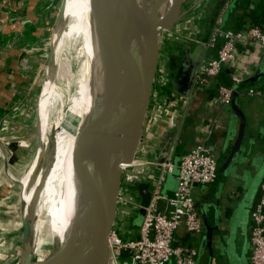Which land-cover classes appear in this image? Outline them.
Instances as JSON below:
<instances>
[{
	"label": "crops",
	"instance_id": "crops-1",
	"mask_svg": "<svg viewBox=\"0 0 264 264\" xmlns=\"http://www.w3.org/2000/svg\"><path fill=\"white\" fill-rule=\"evenodd\" d=\"M57 1L0 0V242L10 236L4 232L10 228L5 222L7 214L12 211V200L17 196L15 184L7 171L18 162L15 154L18 143L9 141L7 133L14 118L19 119L20 124L25 122L26 94L18 90H23V85L28 82L26 73L33 69L30 67L31 58H34L32 52L35 49L40 52L41 40ZM231 1L221 7V0H184L180 21L195 19L198 29L190 35L194 42L202 31L200 27L205 23L204 18L215 16V9H219L216 20H227ZM252 1L256 3L258 0ZM208 36L202 43L208 40ZM221 43L219 39L214 47L205 49L200 65L216 57ZM167 50L163 55L159 52L143 140L133 164L127 167L132 179L120 189L114 229L125 241H131L129 226L139 208V185H148L151 193L152 184L161 172L160 163L165 159L174 168L165 176L160 193L171 196L180 158L196 144H202L216 161L217 176L213 183L194 185L191 191L202 230L192 235L180 227L175 232L174 245L195 248L196 264H242L244 261L250 264L251 208L247 212L240 208L252 180L264 169V98L249 94L250 90L264 92L261 47L244 37L237 44L236 61L203 85L194 80L188 95L174 92L173 88L176 84L179 91L186 90L188 80L186 82L179 69L181 65L186 68L189 59L183 62V51L176 56L174 50L172 53ZM233 78L240 81L234 83ZM217 87L234 88L230 104L220 103ZM14 105L18 107L11 108ZM157 205L161 212L167 211L164 201H158ZM13 226L18 227V223L14 222ZM21 226V243H26L23 223ZM228 243L235 248L232 250ZM3 247L0 246V251ZM168 264H175L174 260Z\"/></svg>",
	"mask_w": 264,
	"mask_h": 264
},
{
	"label": "water",
	"instance_id": "water-1",
	"mask_svg": "<svg viewBox=\"0 0 264 264\" xmlns=\"http://www.w3.org/2000/svg\"><path fill=\"white\" fill-rule=\"evenodd\" d=\"M90 1L94 35L102 58L105 60L108 49H116L121 43V35L126 33H131L130 36L135 38L137 49L134 53L129 48H123L133 64L129 75L120 76L118 69L108 82L103 86L99 84L95 90L93 109L80 134L81 157L76 188L80 223L75 226V231L60 256L64 264H117L109 244V236L116 220L123 168L133 164L143 140L142 133L160 52L161 31L171 30L180 21L184 0H173L167 15H163V8L168 0ZM227 1L221 0L220 6H224ZM64 4L65 0H62L58 18L63 12ZM218 10L215 9L214 13H218ZM60 23L63 26L65 19H61ZM67 43L70 44L69 41ZM205 49L204 43L200 41L192 49L183 48V62L187 59L189 61L186 68L181 65L179 73L188 83L183 91H179L175 84L174 92L188 95ZM97 79L100 81L99 76ZM164 163L165 159L160 164ZM263 176L264 169H261L252 180L240 210L247 212L250 209ZM138 193L140 201L132 222L133 228L140 227L143 208L150 200L148 185H139ZM23 225V235L27 241L30 231L24 219ZM52 234L51 232V236ZM50 244L52 250L45 256L42 264H55L53 236ZM228 244L232 250L235 248L233 244ZM18 264H33L32 255L26 254Z\"/></svg>",
	"mask_w": 264,
	"mask_h": 264
},
{
	"label": "bare ground",
	"instance_id": "bare-ground-1",
	"mask_svg": "<svg viewBox=\"0 0 264 264\" xmlns=\"http://www.w3.org/2000/svg\"><path fill=\"white\" fill-rule=\"evenodd\" d=\"M172 5L173 0H168L163 8V15L168 14ZM62 15L63 18H68L69 23L59 37L61 40L70 39L73 46L75 74L70 82L73 83L74 91L67 100H64V92L61 91L51 103L50 93L45 87L38 122L47 121V133L38 126L39 150L23 177L18 180L22 188L21 201L24 206V218H21L31 233L26 241L25 253L30 254L33 245L39 239L37 236L43 225L40 215L45 212L49 220L50 234L53 233L55 264H64L60 255L75 231V226H79L80 223L76 206L81 157L80 134L93 109L95 90L99 84L103 86L108 82L118 69L121 72L120 76L129 75L133 64L123 48H129L134 53L137 49L135 38L130 36L131 33H126L121 35V43L116 49H108L105 60L102 58L91 21L93 15L90 0H66ZM60 19L61 15L57 21ZM61 40L53 49V62L60 58ZM98 76L100 81L97 79ZM59 111H62V114ZM54 112L57 118L55 123H52L51 115ZM68 115L72 116V123L71 121L65 123ZM50 127H53L52 139Z\"/></svg>",
	"mask_w": 264,
	"mask_h": 264
},
{
	"label": "built area",
	"instance_id": "built-area-1",
	"mask_svg": "<svg viewBox=\"0 0 264 264\" xmlns=\"http://www.w3.org/2000/svg\"><path fill=\"white\" fill-rule=\"evenodd\" d=\"M221 24L220 19L215 21L210 36L204 43L205 48L208 49L214 47L219 39L222 40L216 57L199 66L195 78L196 84L203 85L208 79L216 78L225 67L235 62L237 44L246 36L259 44L261 58L264 59V31L262 29L251 27L246 33L233 32L223 29ZM239 81L238 78H233L234 83ZM233 93V87H219L220 103L230 104ZM249 94L264 98L262 91L250 90ZM173 168L170 162L161 165V172L152 184L150 200L143 208V219L138 228L136 240L125 241L113 227L109 236V244L117 264L120 251L130 252L129 262L122 264H168L171 259L175 264H196V249L174 245V235L180 227L192 235L201 231L202 221L191 191L194 185H207L215 181L217 164L204 145L196 144L180 158L175 189L171 196L166 197L160 193V189L165 176L171 173ZM160 200L165 202L166 212L158 209L157 204ZM249 243L250 264H264V180L259 184L258 200L250 212Z\"/></svg>",
	"mask_w": 264,
	"mask_h": 264
},
{
	"label": "rangeland",
	"instance_id": "rangeland-1",
	"mask_svg": "<svg viewBox=\"0 0 264 264\" xmlns=\"http://www.w3.org/2000/svg\"><path fill=\"white\" fill-rule=\"evenodd\" d=\"M61 1L62 0H58L56 3H54L55 9L51 13L48 27L45 28V35H43L44 39L41 40L40 52L37 51L36 49L33 50L32 52L34 58H31L32 64H30V67H32L33 69L32 71L30 69L26 73V75L28 76L27 77L28 82L26 85H23L22 88L23 90H21V88L18 90L21 92H25L26 94L25 101L27 107L24 111V116H23L25 122L23 124H20L19 119L17 120V118H14L13 119L15 120L14 124L12 123H11L12 125L10 124L9 126L10 129L7 133L9 134V141L18 143V147L15 152V154L17 155L18 162L14 167L8 168L7 171L8 177L15 184L14 185L16 187L15 193H17V196H15L12 200V206L10 208L12 209V211L7 214L9 216H7V222L5 223L9 225L10 228L4 229V232L10 236L5 240L1 239L0 246H4V247L3 249H1L3 251H0V264H18L19 262H21L23 257L26 256L25 248L27 243H21L22 240L21 224L23 223L22 218H23L24 206L21 201L22 188L19 185L18 180H20L23 177L24 173L31 165L33 158H35L39 150L38 126L42 128L41 130L44 133H47V129H48L47 121L45 123L38 122V117L41 109V101L44 98L42 93L45 87H47L50 93L49 97L52 103L54 102L56 95L61 91L64 92L63 94L65 98L64 100H67L73 94L74 91L73 83L70 82L72 76H74L75 74L74 54L72 53L71 40L70 39L61 40L59 37L61 35V31L65 30L69 23L68 18L66 19L63 18L62 13H61V18L65 19L66 23L62 26L60 21H57L58 14L60 11ZM183 6L184 5L182 4L181 14L182 12H184ZM93 20L94 19L92 16L91 21L92 24L94 25ZM194 20L195 19H193L191 22L190 19H183V21H179L177 25L175 24V26L172 28L173 30L171 29L169 31H161L160 51L162 52V55L163 53L166 54L167 52L165 51V49H168L167 51L170 53H172V51L174 50L177 56L179 52L183 51V48L189 47L190 45L193 44L196 45L195 42L193 41L194 38L190 37V35L196 33L193 31L198 29ZM182 29L185 30L182 31ZM60 40L62 47V51L60 52V58H58L53 62L52 59L53 49L55 48V45L58 42H60ZM67 40L69 41L70 44L67 43L68 42ZM50 49L52 54L51 57H50ZM160 59H163V56H161ZM55 106L57 108V105ZM14 107H18V105H14L11 108ZM21 109L22 107L20 108V110ZM15 114L18 116V113ZM60 114H62V111L60 112ZM55 118H57V114L55 116V112H54L51 115L52 123H55ZM64 121L65 123L66 122L70 123V121L72 123L73 118L72 116L68 115L66 120ZM39 123H41L42 125ZM50 128H51L49 131L50 138L51 137L53 138L52 136L53 127ZM128 169L129 168H126L122 173L123 181L125 183L132 179L131 173L129 172ZM15 180H17V182ZM40 219L41 222H43L42 223L43 225L41 226V229L39 231V236H37V238L39 239L35 242L30 252V254L32 255L33 263H38L40 261H43L45 259V256L52 250L50 249L52 248L50 247L52 236L50 234V230L48 226L49 220L45 212L41 213ZM14 222L18 223V227L13 226ZM131 228L133 227L131 226ZM17 230H19L18 233H14L17 232ZM124 230H126L125 227ZM28 234L30 237L31 233L29 232ZM172 260L173 259H171V261Z\"/></svg>",
	"mask_w": 264,
	"mask_h": 264
},
{
	"label": "trees",
	"instance_id": "trees-1",
	"mask_svg": "<svg viewBox=\"0 0 264 264\" xmlns=\"http://www.w3.org/2000/svg\"><path fill=\"white\" fill-rule=\"evenodd\" d=\"M227 20L222 22L221 27L225 30H231L233 32H242L246 33V31L251 27H259L264 31V0H258L256 3L252 0H232L227 8ZM205 23L201 25L198 36L196 37L197 41L204 42L205 36H208V33H211L212 27L216 21V14L212 16V18H204ZM174 27V26H173ZM173 30V29H172ZM210 36V35H209ZM208 36V37H209ZM220 47V46H219ZM47 88V87H46ZM48 89V88H47ZM219 87H217L218 91ZM264 180V178H263ZM122 185L126 186L127 182L123 181V175L121 176V188ZM259 195V186L254 193L253 200L250 204L251 212L254 204L258 200ZM132 238L131 241H134L138 237V228H131ZM190 247V246H188ZM119 261L118 263H128L130 252L128 251H120L118 253Z\"/></svg>",
	"mask_w": 264,
	"mask_h": 264
}]
</instances>
